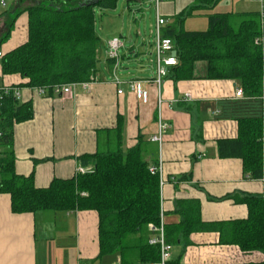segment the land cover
Segmentation results:
<instances>
[{
  "label": "crops",
  "instance_id": "1",
  "mask_svg": "<svg viewBox=\"0 0 264 264\" xmlns=\"http://www.w3.org/2000/svg\"><path fill=\"white\" fill-rule=\"evenodd\" d=\"M161 16L166 23L172 19ZM27 22L26 12L19 15L10 41L0 47L3 53L26 41ZM109 40L101 41L98 48L96 81L87 89L76 86L72 94L59 95L48 89L39 93L25 85L28 78L18 73L3 75L0 64V85L17 87L20 96L16 100L29 101L33 108L31 119L13 125L15 172L32 174L36 187H46L53 178L74 176L79 167L90 169V164L80 163L79 156L104 146L109 130L121 124L123 150L136 144L140 136L156 147L155 163H162L160 218L164 227L177 225L181 207L191 201L198 202L205 224L245 219L248 207L236 199L246 195L264 199V174L261 178L245 176L241 158L218 156L217 141L235 138L241 117H261L264 126L262 100L245 92L235 96L241 86L233 79L207 78V63L200 60L194 63L191 78L174 79L170 74L159 86L144 83L148 102L143 103L127 81L153 78L155 66L149 73L144 67L133 72L120 70V64V69L114 68L107 55ZM159 122L167 124L160 146L150 140ZM262 141L264 158V130ZM222 235L211 226L187 237L179 233L167 264H264L262 251H244L222 241ZM98 254L95 210L14 213L10 195L0 192V264H120L117 253Z\"/></svg>",
  "mask_w": 264,
  "mask_h": 264
},
{
  "label": "trees",
  "instance_id": "2",
  "mask_svg": "<svg viewBox=\"0 0 264 264\" xmlns=\"http://www.w3.org/2000/svg\"><path fill=\"white\" fill-rule=\"evenodd\" d=\"M13 0L2 12L0 47L10 36L16 19L26 12L27 39L3 53L2 74L18 73L28 78L27 86H45L87 81L95 76L101 39L95 31L94 7H114L117 0ZM219 0H195L194 4L164 25L163 35L172 39L178 63L169 68L174 79L193 76L196 61H206L209 79H233L248 96L262 93L264 42L255 39L263 32L257 11H228L208 14L205 30L184 29V16L194 9L212 8ZM110 60L113 65L114 61ZM1 117L0 192L10 195L14 213L37 211L95 210L98 214L99 254L117 253L120 264H148L159 260V247L148 244V225L160 220V179L149 166L155 164L156 147L141 136L136 144L122 149L121 124L109 130L104 146L79 156L90 171L70 178H53L48 186L36 187L32 174L14 170L13 125L33 117L32 103L7 96ZM235 138L217 141L218 156L242 159L244 175L261 178L264 174L263 120L237 119ZM236 200L248 207L245 219L205 224L198 202L181 207L177 225L165 226L170 243L181 233L215 228L222 241L237 244L244 251L264 253V199L246 195ZM177 210V209H176ZM179 210V209H178Z\"/></svg>",
  "mask_w": 264,
  "mask_h": 264
},
{
  "label": "rangeland",
  "instance_id": "3",
  "mask_svg": "<svg viewBox=\"0 0 264 264\" xmlns=\"http://www.w3.org/2000/svg\"><path fill=\"white\" fill-rule=\"evenodd\" d=\"M13 0H8L6 7H0L2 13ZM195 0H167L160 4L161 15L168 16L166 25L173 24L175 18L194 4ZM259 2L245 0H219L212 8L194 9L184 16L183 28L205 30L208 27L207 16L222 11H257ZM95 31L103 43L117 36L123 42L119 49V66L124 72H133L144 67L146 73L155 66V9L147 0H117L114 7H94ZM10 41L6 40L5 42ZM136 49L135 53L130 52ZM140 50V51H138ZM116 69V73L118 71ZM125 68V69H124ZM121 71V72H122ZM122 74V73H121Z\"/></svg>",
  "mask_w": 264,
  "mask_h": 264
},
{
  "label": "built area",
  "instance_id": "4",
  "mask_svg": "<svg viewBox=\"0 0 264 264\" xmlns=\"http://www.w3.org/2000/svg\"><path fill=\"white\" fill-rule=\"evenodd\" d=\"M50 1V0H49ZM150 1L156 12L154 30H155V40H154V50H155V76L151 79H131L127 81L128 87L131 91H133L137 98H139L143 103L148 102V91L144 88V83L152 82L156 86H159L163 80L168 75L169 68L178 63L177 58V50L175 49L174 43L171 38L164 36L162 32V27L166 23V19L160 15L159 5L164 0H148ZM259 2V19L260 26L262 30V34L255 39L256 44H262L264 42V0H256ZM8 0H0V7L4 8L7 5ZM108 58L114 61L113 67L116 68L119 64V55L118 51L123 46V42L118 37H113L108 41ZM173 51H176V54H173ZM3 52L0 50V58L2 57ZM96 81V76H91V78L87 81L81 82H68L64 84H56L51 87L52 92L55 94L63 95V94H72L76 86H81L84 89H87L89 85ZM115 82L120 84L121 80L115 77ZM262 85L264 86V73L262 76ZM39 93H44L47 87L45 86H36L34 87ZM122 89L118 88V93H121ZM244 95V91L242 87H237L235 90V96L242 97ZM7 96H12L15 99H18L20 96L19 89L15 86L10 85H0V136L2 134L1 131V117H2V105ZM188 96V94H187ZM259 98L263 102L264 107V90L262 89V93ZM160 98H158V102ZM167 128L166 123L159 122L156 132L151 134L150 140L155 142L160 146L162 142V136L164 131ZM0 157H1V148H0ZM0 170H1V162H0ZM149 170L152 174H157L159 179L161 177L162 171V163L161 160H158L157 163L149 166ZM90 171V169H85L83 167H79L77 169V173H85ZM160 184H162V180L160 179ZM161 216V215H160ZM148 244L157 245L159 247V260L156 262H151L150 264H167L171 258V253L173 250V244L168 242L165 237L164 225L159 220L158 224L150 223L148 225Z\"/></svg>",
  "mask_w": 264,
  "mask_h": 264
},
{
  "label": "water",
  "instance_id": "5",
  "mask_svg": "<svg viewBox=\"0 0 264 264\" xmlns=\"http://www.w3.org/2000/svg\"><path fill=\"white\" fill-rule=\"evenodd\" d=\"M97 0H89L88 2H87V4H93V3H95ZM127 1H136V2H139L140 0H127ZM173 54H176V51H173Z\"/></svg>",
  "mask_w": 264,
  "mask_h": 264
}]
</instances>
